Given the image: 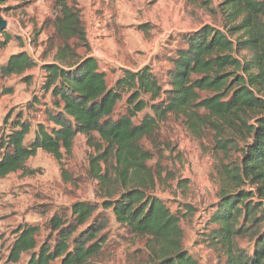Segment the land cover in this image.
<instances>
[{
    "label": "trees",
    "instance_id": "16d2710c",
    "mask_svg": "<svg viewBox=\"0 0 264 264\" xmlns=\"http://www.w3.org/2000/svg\"><path fill=\"white\" fill-rule=\"evenodd\" d=\"M221 5L226 30L204 25L171 35L160 53V70L151 64L123 68L110 85L89 53L81 8L72 0H54V18L33 31L37 41L53 27L45 42L52 60L39 62L22 49L0 65L1 79L35 68L43 72L23 110L13 116L11 109L0 126V177L36 174L28 162L40 150L62 164L84 135L93 149L90 177L100 183L113 177L126 187L117 196L56 209L44 225L19 226L0 264L19 263L25 253L26 264H101L113 221L124 229L123 239H147V264H203L185 248L179 210L147 193L156 174L148 166L155 154L145 146H158L161 125L171 115L182 117L197 136L212 131L224 152L219 202L209 218L222 264H264V0ZM0 35L3 48L18 39L7 28ZM23 79L31 83L32 76ZM232 149L240 158L229 163ZM245 238L254 241L252 252L241 245Z\"/></svg>",
    "mask_w": 264,
    "mask_h": 264
},
{
    "label": "rangeland",
    "instance_id": "374dc122",
    "mask_svg": "<svg viewBox=\"0 0 264 264\" xmlns=\"http://www.w3.org/2000/svg\"><path fill=\"white\" fill-rule=\"evenodd\" d=\"M73 1L83 13L90 42L89 53L98 58L101 68L107 72L110 85L116 82L123 68L138 70L151 64L156 71L160 70L164 66L160 53L171 35L204 25L226 30L223 0ZM53 3L54 0H0L2 14L8 20V32L22 41L20 44L18 39H13L5 48L0 47V65L22 49L39 62L52 60L53 53L46 51L45 42L53 27L48 26L37 41L33 31L45 19L54 18ZM27 36H31L30 45ZM3 39L4 36L0 35V41ZM80 52H83L82 48ZM247 53L244 51L241 57ZM26 75L32 76L31 83L24 81ZM42 76L43 72L35 68L21 76L0 78V126L11 109L13 116L23 110L38 90ZM9 87L13 91L3 93ZM159 140L158 146H145L152 148L155 154L148 166L156 174L154 181H148L147 193L165 200L172 210H179L185 230L184 245L188 251L203 264H222L223 254L209 236L213 228L209 218L219 202L221 179L218 169L225 159L224 152L215 146L212 131L197 136L182 117L174 115L162 123ZM92 153L86 137L79 135L71 155L65 154L62 164L40 150L28 162L37 170L36 174L16 172L0 177L1 263L6 261L8 247L19 226L44 225L56 209L70 207L79 200L101 201L109 194L117 196L126 187L113 177L105 183L90 177L89 158ZM227 157L226 162L232 163L239 160L240 154L232 149ZM124 232L113 221L110 242L101 264H147V239L135 241L130 235L123 239L120 235ZM241 245L252 252L254 241L245 238ZM29 257L30 254L25 253L16 264H26Z\"/></svg>",
    "mask_w": 264,
    "mask_h": 264
},
{
    "label": "water",
    "instance_id": "95a60500",
    "mask_svg": "<svg viewBox=\"0 0 264 264\" xmlns=\"http://www.w3.org/2000/svg\"><path fill=\"white\" fill-rule=\"evenodd\" d=\"M8 26V20L2 14V7L0 6V32L5 30Z\"/></svg>",
    "mask_w": 264,
    "mask_h": 264
},
{
    "label": "built area",
    "instance_id": "2783aa9c",
    "mask_svg": "<svg viewBox=\"0 0 264 264\" xmlns=\"http://www.w3.org/2000/svg\"><path fill=\"white\" fill-rule=\"evenodd\" d=\"M27 41H28V44L30 45L31 44V36H27Z\"/></svg>",
    "mask_w": 264,
    "mask_h": 264
},
{
    "label": "crops",
    "instance_id": "0c3cea01",
    "mask_svg": "<svg viewBox=\"0 0 264 264\" xmlns=\"http://www.w3.org/2000/svg\"><path fill=\"white\" fill-rule=\"evenodd\" d=\"M21 51V50H20ZM19 52V51H18ZM17 53V52H16ZM8 59V58H7Z\"/></svg>",
    "mask_w": 264,
    "mask_h": 264
}]
</instances>
